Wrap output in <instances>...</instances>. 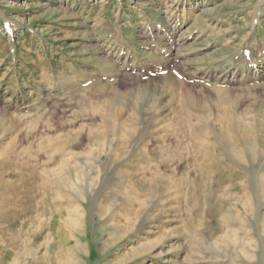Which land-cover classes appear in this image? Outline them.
Wrapping results in <instances>:
<instances>
[{
	"label": "rangeland",
	"instance_id": "1",
	"mask_svg": "<svg viewBox=\"0 0 264 264\" xmlns=\"http://www.w3.org/2000/svg\"><path fill=\"white\" fill-rule=\"evenodd\" d=\"M0 264H264V0H0Z\"/></svg>",
	"mask_w": 264,
	"mask_h": 264
},
{
	"label": "bare ground",
	"instance_id": "2",
	"mask_svg": "<svg viewBox=\"0 0 264 264\" xmlns=\"http://www.w3.org/2000/svg\"><path fill=\"white\" fill-rule=\"evenodd\" d=\"M171 43V48L173 47V45H175L176 43L174 41L170 42ZM168 47V46H167Z\"/></svg>",
	"mask_w": 264,
	"mask_h": 264
}]
</instances>
